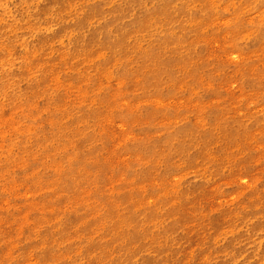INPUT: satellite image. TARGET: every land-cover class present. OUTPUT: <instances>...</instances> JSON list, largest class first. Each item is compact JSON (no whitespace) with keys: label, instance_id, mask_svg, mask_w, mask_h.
Wrapping results in <instances>:
<instances>
[{"label":"rangeland","instance_id":"obj_1","mask_svg":"<svg viewBox=\"0 0 264 264\" xmlns=\"http://www.w3.org/2000/svg\"><path fill=\"white\" fill-rule=\"evenodd\" d=\"M0 264H264V0H0Z\"/></svg>","mask_w":264,"mask_h":264},{"label":"bare ground","instance_id":"obj_2","mask_svg":"<svg viewBox=\"0 0 264 264\" xmlns=\"http://www.w3.org/2000/svg\"><path fill=\"white\" fill-rule=\"evenodd\" d=\"M146 60H147V59H146ZM78 153H79V154H78ZM77 154H78V157H79V158H82L84 155L86 156V153H85V152H82V151L77 152ZM86 170H91V171H93L92 167H90V166H87L85 169H83V173H84ZM131 238H133V237H131Z\"/></svg>","mask_w":264,"mask_h":264}]
</instances>
